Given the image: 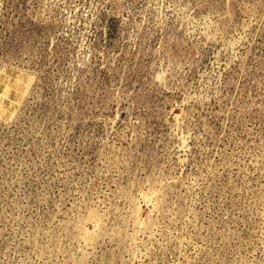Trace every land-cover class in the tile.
<instances>
[{
    "label": "rangeland",
    "instance_id": "1",
    "mask_svg": "<svg viewBox=\"0 0 264 264\" xmlns=\"http://www.w3.org/2000/svg\"><path fill=\"white\" fill-rule=\"evenodd\" d=\"M0 264H264V0H0Z\"/></svg>",
    "mask_w": 264,
    "mask_h": 264
}]
</instances>
